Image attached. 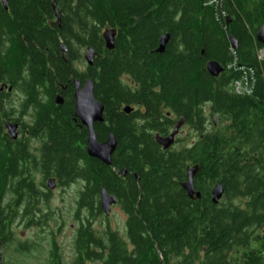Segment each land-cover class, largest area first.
I'll return each mask as SVG.
<instances>
[{
	"label": "trees",
	"instance_id": "trees-1",
	"mask_svg": "<svg viewBox=\"0 0 264 264\" xmlns=\"http://www.w3.org/2000/svg\"><path fill=\"white\" fill-rule=\"evenodd\" d=\"M54 1L6 0L4 10L0 0V65L18 72L27 63L31 89L51 91L71 75L80 83L92 81L104 120L96 125V140L113 134L117 143L110 168L93 161L95 218L102 190L123 192L112 169L137 172L126 205L134 249L126 255L121 241L109 235L108 255L95 259L101 264H234L237 233L252 225L264 228V60L257 61L262 47L255 41L264 23V0H57L59 27ZM104 29L116 30L112 51L105 49ZM166 34L169 42L157 54ZM87 48L95 52L92 67L86 66L84 75L73 72L72 64L83 62ZM234 59L244 73L227 70ZM211 61L224 69L217 78L206 71ZM244 74L253 77L252 92L238 96L233 85ZM126 106L139 111L126 116ZM137 119L143 128L138 138L129 124ZM179 120L190 131L201 132L205 120L209 128L192 145L162 151L154 134L166 135ZM49 123L54 161L59 170L73 169L80 153L74 134L60 117ZM193 167L200 200H189L181 189L187 168ZM216 185L224 190V204L211 203ZM237 198L257 204L243 208L233 203ZM0 243L7 251L1 226Z\"/></svg>",
	"mask_w": 264,
	"mask_h": 264
},
{
	"label": "flooded vegetation",
	"instance_id": "flooded-vegetation-1",
	"mask_svg": "<svg viewBox=\"0 0 264 264\" xmlns=\"http://www.w3.org/2000/svg\"><path fill=\"white\" fill-rule=\"evenodd\" d=\"M49 61L51 59L45 57V62ZM79 64L73 63L72 71L84 75L85 67L80 69ZM46 65L53 69L49 63ZM126 79L124 83L131 86V80ZM70 80L65 85L55 83L51 91L44 86L31 89L27 63L18 72L13 65H0V226L7 241L6 249L10 252V259L5 261L4 245L0 243L2 264H30L27 260L32 264H101L95 257L108 255L109 235L121 241L126 255L134 249L129 239L130 214L126 205L132 195L131 182L138 181L137 172L112 169L122 182L123 192L104 190L114 203L105 215L99 196L100 215L95 218L92 173L96 159L88 154V130L74 112V81L78 80L72 75ZM86 81H78L79 86ZM57 96L61 99L60 105L55 103ZM207 109V106L202 107L204 115ZM132 111L139 110L132 108ZM132 111L124 114L129 116ZM55 117L67 122L74 134V149L80 151L74 158L73 169L61 165L63 168L59 170L58 162L54 161L56 154L52 150L51 137L54 126L49 122ZM176 123L166 135L154 134V141L156 135L168 137ZM129 124L134 125L136 137H141V120ZM96 125L102 124H94L93 130H98ZM215 126L214 121L212 127ZM187 128L190 129L182 125L167 152H173L182 144L200 141L209 126L205 120L201 132L194 131L197 128L186 132ZM108 136L98 143H105ZM115 153L116 149L113 155ZM223 198L218 204L226 203ZM233 203L243 208L257 204L243 198H237ZM66 227L71 232V239L64 252L57 241L65 234ZM232 255L234 264H264V228L252 225L238 232Z\"/></svg>",
	"mask_w": 264,
	"mask_h": 264
},
{
	"label": "water",
	"instance_id": "water-1",
	"mask_svg": "<svg viewBox=\"0 0 264 264\" xmlns=\"http://www.w3.org/2000/svg\"><path fill=\"white\" fill-rule=\"evenodd\" d=\"M203 3H207L210 0H198ZM4 10H7L6 0H1ZM57 0L52 4V9L55 15V24L60 26V17L56 10ZM53 26V25H51ZM102 40L104 42L105 49L107 51H112L114 49V41L116 38L115 29H104L101 34ZM255 41L258 45L264 48V23L258 28ZM169 42V35H163L160 38L159 46L156 49L157 54H163L167 43ZM230 46L232 50H237V45L232 38H230ZM60 52L64 62H67L65 56L67 55L66 47L61 44ZM95 58V52L91 48H87L83 53V60L87 67H92L93 60ZM206 71L209 76L213 78L219 77L224 72V69L217 62L211 61L206 64ZM75 86V116L81 122V124L88 130V139H87V151L89 156L101 162L104 166L109 167L111 165V156L113 155L117 143L113 134H109L105 143H98L95 137L93 130L94 124H102L103 120V106L95 100L93 91L94 86L91 80H87L82 87L79 86L78 81H74ZM55 103L60 105L61 99L59 96L56 97ZM132 111L130 106L123 108V112L129 114ZM183 121L180 120L176 123L173 128L172 133L165 138L155 136L156 143L161 147L163 151L168 150L174 144V138L177 135L179 129L183 125ZM187 180L181 184V189L186 193L189 200H200V194L195 192L193 187V178L197 174V168H187ZM224 190L220 185H216L211 193V203L217 205L218 202L222 199ZM114 203L112 198H109L104 190L100 193V206L105 215H108L109 207ZM0 264H2V255H1V244H0Z\"/></svg>",
	"mask_w": 264,
	"mask_h": 264
},
{
	"label": "built area",
	"instance_id": "built-area-1",
	"mask_svg": "<svg viewBox=\"0 0 264 264\" xmlns=\"http://www.w3.org/2000/svg\"><path fill=\"white\" fill-rule=\"evenodd\" d=\"M217 1L219 0H211L209 4L215 3ZM256 58L258 62H262L264 60V49L263 48L258 49L256 51ZM227 70L238 71V72L244 73V67L239 66L235 59L231 64L227 66ZM253 84H254L253 77L251 76L250 78H248L246 74H244L241 80H238L234 83L233 92L238 96L249 95L252 92Z\"/></svg>",
	"mask_w": 264,
	"mask_h": 264
},
{
	"label": "rangeland",
	"instance_id": "rangeland-1",
	"mask_svg": "<svg viewBox=\"0 0 264 264\" xmlns=\"http://www.w3.org/2000/svg\"><path fill=\"white\" fill-rule=\"evenodd\" d=\"M82 54H83V52H82ZM79 67H80V69H82L83 67H86V64L84 63V62H82V63H80L79 64ZM126 78H123V81L124 82H126ZM208 110V109H207ZM190 131V129H188L187 128V130H186V132H189ZM239 200V199H238ZM239 202V201H238ZM65 219H67V218H65ZM114 224H112V226H113ZM70 239H71V232H70V230H68V228L66 227V229H65V234L63 235V237H60V239L57 241V243L59 244V246L61 247V249H63V251L65 250L66 251V245L68 244V243H70ZM45 247H46V245H45ZM64 251V252H65ZM10 252H8V251H4V259H5V261L7 260V259H10ZM27 263H30V264H32L33 262L32 261H29V260H27Z\"/></svg>",
	"mask_w": 264,
	"mask_h": 264
}]
</instances>
